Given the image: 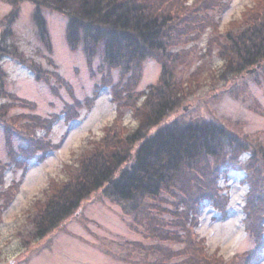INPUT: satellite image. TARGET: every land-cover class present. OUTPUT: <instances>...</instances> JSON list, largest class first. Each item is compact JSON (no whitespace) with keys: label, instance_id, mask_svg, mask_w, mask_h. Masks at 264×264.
<instances>
[{"label":"rangeland","instance_id":"rangeland-1","mask_svg":"<svg viewBox=\"0 0 264 264\" xmlns=\"http://www.w3.org/2000/svg\"><path fill=\"white\" fill-rule=\"evenodd\" d=\"M194 1L189 0L191 4ZM226 1L224 11L217 10L219 32L196 33L197 30L192 29L174 49L179 106L166 117L165 123L211 121L233 131L239 140L244 137L263 140L264 61L263 65L250 67L235 76L226 69L220 48L223 36L228 31H238L250 15L259 14L264 0ZM16 6L19 15L12 26L16 44L10 48L17 47L40 62L44 70L59 74L63 83L51 76L58 90L53 92L51 84L38 81L35 73L16 58L5 56L1 59L7 91L34 104L30 108L13 106L8 116L18 124L37 130L36 136L28 134V139L32 136V143L38 142L40 135L51 140L55 147L49 148L44 157L41 151L33 158H25L21 149L27 148L31 141L29 143L14 126L11 138L16 155L10 157L4 126L0 123V162L5 166L0 191H9V197L0 192V264H157L160 255L150 253L155 250L152 245L156 244L149 237L154 226L149 225L146 218L134 219L131 214H125L121 206L101 190L85 199L74 214L46 237L33 239L31 218L38 201L46 199L51 180L70 178L68 166L79 163L81 154L91 147L92 141L101 139L104 128L116 117L113 92L111 87H106L104 77H111L116 84L122 74L105 68L100 55L90 65L82 48L71 49L67 40V19L58 12L43 11L51 48L44 45L33 17L35 4L32 0H0V36L7 26L4 18ZM251 69L256 71L248 73ZM161 71L157 58L148 57L136 76L134 93L147 92L152 85L158 84ZM143 96L144 93L138 95V101L143 100ZM6 101L0 98V105ZM133 113L126 111L123 118L129 133L140 124ZM33 117L52 120L51 128L43 130L32 122ZM247 156L240 157V169L221 167L217 181L227 201L224 204L217 201L216 206L208 201L200 212L191 211L187 229L193 243L196 240L197 247L214 257L220 256L228 262L237 258L245 259L247 264H264V251L260 258H253L252 251L259 247L257 232L250 230V234L245 223L249 189L243 165ZM261 208L264 210V204ZM261 211L260 218L253 217L256 228L264 218ZM167 212L159 211L157 219L172 223L167 229L173 232L174 223L178 222L174 214ZM184 233L182 238L185 239ZM165 245L175 250L176 257L171 264L186 260L187 256L181 255L186 248L185 241ZM208 260L217 264V259Z\"/></svg>","mask_w":264,"mask_h":264},{"label":"trees","instance_id":"trees-1","mask_svg":"<svg viewBox=\"0 0 264 264\" xmlns=\"http://www.w3.org/2000/svg\"><path fill=\"white\" fill-rule=\"evenodd\" d=\"M32 1L35 4L33 17L44 45L51 46L43 11L58 12L67 19V40L71 49L82 48L90 65L100 55L105 68L122 74L116 84L112 83L111 77H104L106 87H111L113 92L116 117L104 128L101 139L92 141L91 147L81 154L79 163L68 166L70 178L51 180L46 199L38 201L31 218L33 239L46 237L74 214L85 199L101 190L103 195L117 202L125 214H131L134 219L146 218V222L154 226L149 237L156 242L152 245L156 251L150 253L160 255L157 264H171L175 260V250H169L171 247L165 243L176 241L186 242L181 255L187 257L181 264H207L210 263L208 258L217 259V264H247L245 259L237 258L228 262L197 247L198 242L193 243L187 227L191 211L200 212L208 201L213 205L217 201L221 204L227 201V197L220 193L217 181L221 167L240 169V157L248 154L243 165L249 189L245 223L250 234L257 232L259 247L252 254L253 258H260L264 251V218L261 226L256 228L253 217L260 218L259 211L264 212L261 208L264 204V139L244 137L239 140L233 131L211 121L173 120L165 123L166 117L179 106L174 49L192 29H196V33L205 30L219 32L217 15L224 11L228 1L195 0L192 4L189 0ZM258 12L250 15L238 31H228L223 36L220 55L226 69L235 76L250 67L263 65L264 6ZM18 15L16 6L4 18L7 26L0 36V98L7 100L0 105V123L4 126L10 157L16 155L11 138L13 127L16 126L27 139L29 132L36 136L37 130L33 126L18 124L8 116L13 106L30 108L34 104L7 91L1 59L5 56L16 58L35 73L38 81L51 84L53 92L58 90L51 76L56 82L61 80L63 83L59 74L44 70L40 62L26 56L17 47L10 48L16 44L12 26ZM152 56L162 67L159 82L149 91L135 94L136 76L144 61ZM143 93V100L138 101L137 96ZM130 110L140 120L139 127L131 133L123 121L125 112ZM51 121L41 117L32 119L43 130L51 128ZM39 137L38 142L32 143L30 136L28 141L31 144L21 149L25 158H33L41 151L45 153L44 157L49 148L55 147L47 137ZM4 171L5 166L0 162V184ZM0 192L9 197V191ZM159 211L174 214L178 223H174L173 232L167 229L172 223L157 219ZM182 233L187 235L185 239Z\"/></svg>","mask_w":264,"mask_h":264},{"label":"water","instance_id":"water-1","mask_svg":"<svg viewBox=\"0 0 264 264\" xmlns=\"http://www.w3.org/2000/svg\"><path fill=\"white\" fill-rule=\"evenodd\" d=\"M255 71H256V69H251V70L248 71V73H252V72H255Z\"/></svg>","mask_w":264,"mask_h":264}]
</instances>
